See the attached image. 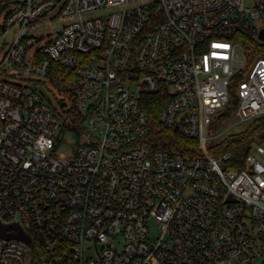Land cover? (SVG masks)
Listing matches in <instances>:
<instances>
[{"label": "built area", "instance_id": "built-area-1", "mask_svg": "<svg viewBox=\"0 0 264 264\" xmlns=\"http://www.w3.org/2000/svg\"><path fill=\"white\" fill-rule=\"evenodd\" d=\"M49 14L74 19L39 44L26 30ZM14 26L0 60V222L30 243L0 237V264H264V163L248 152L221 166L231 154L207 150L235 75L236 121L264 113V0H0V35ZM9 67L71 95L85 137L70 156L55 154V110L2 78ZM152 98L199 154L150 142Z\"/></svg>", "mask_w": 264, "mask_h": 264}, {"label": "trees", "instance_id": "trees-1", "mask_svg": "<svg viewBox=\"0 0 264 264\" xmlns=\"http://www.w3.org/2000/svg\"><path fill=\"white\" fill-rule=\"evenodd\" d=\"M253 52L249 54L252 55ZM254 54V53H253ZM258 55L264 57V49H260ZM241 74L235 75L231 80L230 93L231 98L226 104L223 112L215 116L211 125L210 133L219 128L224 122L233 117V112L236 107L237 97L235 96V84L239 80ZM148 112L151 118L152 131L149 137L150 142L157 147L167 148L173 151L188 153L195 156L200 153L198 140L181 135L176 130L166 129L159 124L158 113L162 105L159 99L149 100L147 102ZM66 117L61 122V136L67 130H74L77 134L85 133L83 127V116L78 112L75 104L72 103L65 110ZM244 128L239 131L230 133L221 139L211 138L207 141V150L214 157L219 158L223 153L229 152L230 158L221 160L223 166H233L236 168L244 167L243 158L249 152L250 143L255 140H264V113L250 118L244 123ZM254 138V139H253Z\"/></svg>", "mask_w": 264, "mask_h": 264}, {"label": "rangeland", "instance_id": "rangeland-1", "mask_svg": "<svg viewBox=\"0 0 264 264\" xmlns=\"http://www.w3.org/2000/svg\"><path fill=\"white\" fill-rule=\"evenodd\" d=\"M74 18L73 17H67V18H57V17H50V14L46 17H43L39 20L34 25H30L27 30L26 34H31L36 37H40L39 44H42L48 37L54 36L55 33L66 23L69 21H72ZM259 24V23H258ZM18 31V27H10L7 29V31L4 34L0 35V60L2 59L4 52L7 50L11 40L14 38ZM253 51V50H252ZM251 51L247 50V53L249 55V60L250 63L254 59L255 54L252 53L249 54ZM33 53V49L30 51V55ZM17 69L13 67H9L6 70V74L3 73V77L9 81L12 82H17L22 85H28L31 86L32 88H35L39 92H41V95L46 101L56 112L58 115L59 119L62 121L65 119L66 114H65V108H62L59 104L61 99H65L67 103L70 105L72 103V97L71 95L67 93H61L54 85L51 83L46 82V84H43L41 82H38L36 80H32L35 78H32V76H25L21 77L20 74H15L11 75V73L16 72ZM247 71H245L244 76L246 75ZM242 128H244L243 123H239L236 121L235 117H231L228 119L226 122H224L219 128L214 130L212 133L214 134V139H221L225 137L226 135L239 131ZM84 134V133H83ZM81 133L77 134L76 131L74 130H67L64 132V134L61 136L60 141L58 142L56 148H55V154L59 153H64L67 156H70L72 153V148L75 144L81 142L84 140V135ZM254 139V138H253ZM258 140H253L249 146V152L253 155H255L261 162L264 163V155L259 154L255 150L256 142ZM223 166V164H221ZM151 234L155 235L156 234V228L157 225L154 221H151Z\"/></svg>", "mask_w": 264, "mask_h": 264}, {"label": "water", "instance_id": "water-1", "mask_svg": "<svg viewBox=\"0 0 264 264\" xmlns=\"http://www.w3.org/2000/svg\"><path fill=\"white\" fill-rule=\"evenodd\" d=\"M263 29L260 32V37H263ZM61 105L64 106L65 102H61ZM248 168H250V165L248 166ZM13 227L16 231L15 232H8L7 229L9 227ZM0 237H4V238H17V239H21L24 240L28 243H30V238L16 225V224H12V225H6V224H2L0 222Z\"/></svg>", "mask_w": 264, "mask_h": 264}]
</instances>
